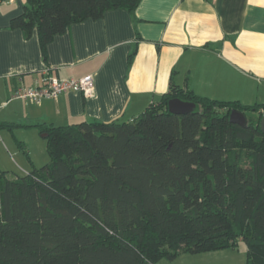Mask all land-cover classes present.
<instances>
[{
  "label": "trees",
  "instance_id": "1",
  "mask_svg": "<svg viewBox=\"0 0 264 264\" xmlns=\"http://www.w3.org/2000/svg\"><path fill=\"white\" fill-rule=\"evenodd\" d=\"M140 2L26 0L10 28L36 30L46 63L69 26ZM173 99L196 109L171 114ZM232 110L257 119L232 124ZM263 113L171 84L132 121L35 125L49 163L15 179L0 171V264H157L238 241L245 264H264Z\"/></svg>",
  "mask_w": 264,
  "mask_h": 264
},
{
  "label": "crops",
  "instance_id": "2",
  "mask_svg": "<svg viewBox=\"0 0 264 264\" xmlns=\"http://www.w3.org/2000/svg\"><path fill=\"white\" fill-rule=\"evenodd\" d=\"M25 1L0 0V121L21 125L29 153L32 139L44 138L37 124L132 121L171 84L212 100L264 104V0H141L133 13L111 10L69 26L47 45L46 63L36 30L26 38L10 28ZM85 76L94 80L89 99L68 92L35 104L13 96L46 77ZM233 253L177 259L241 264Z\"/></svg>",
  "mask_w": 264,
  "mask_h": 264
},
{
  "label": "rangeland",
  "instance_id": "3",
  "mask_svg": "<svg viewBox=\"0 0 264 264\" xmlns=\"http://www.w3.org/2000/svg\"><path fill=\"white\" fill-rule=\"evenodd\" d=\"M262 91L263 90H261V92ZM247 118L254 121L257 119L256 114L250 112L246 113V119ZM14 124L19 125L17 123ZM21 131V127L15 128L13 132L8 131L7 129L0 130V171L6 172L9 179H15L16 177L25 175L26 173L22 172L21 169H26L30 172L32 168H34L32 167L33 164L30 163L33 159L37 169L49 163L45 138L33 140L29 137V139H32L33 141L29 144V153L27 151L29 149H26V145L20 138H25V136H21ZM18 142H20L22 148L19 147ZM229 250H232L235 258H237L241 264H244L246 258V246L242 241H238L236 248ZM180 260L181 259L169 261L167 259H161L157 264H179Z\"/></svg>",
  "mask_w": 264,
  "mask_h": 264
},
{
  "label": "built area",
  "instance_id": "4",
  "mask_svg": "<svg viewBox=\"0 0 264 264\" xmlns=\"http://www.w3.org/2000/svg\"><path fill=\"white\" fill-rule=\"evenodd\" d=\"M18 81L21 82L22 78H18ZM68 92L79 93L85 99L92 98L95 93L92 76H85L80 79L46 77L42 79L40 85L35 87L18 88L13 96L39 104L44 99H56L59 95Z\"/></svg>",
  "mask_w": 264,
  "mask_h": 264
},
{
  "label": "water",
  "instance_id": "5",
  "mask_svg": "<svg viewBox=\"0 0 264 264\" xmlns=\"http://www.w3.org/2000/svg\"><path fill=\"white\" fill-rule=\"evenodd\" d=\"M168 112L174 115H186L188 113H192L196 109V105L192 102H185L179 99H173L168 102L167 105ZM228 120L230 123L238 125V126H246L247 119L245 115L241 112H237L232 110L228 116ZM259 129L262 133H264V113L261 115L259 121ZM45 138V135H42Z\"/></svg>",
  "mask_w": 264,
  "mask_h": 264
}]
</instances>
